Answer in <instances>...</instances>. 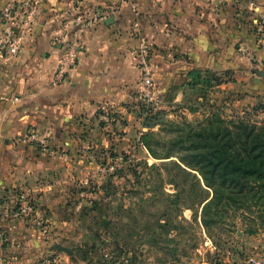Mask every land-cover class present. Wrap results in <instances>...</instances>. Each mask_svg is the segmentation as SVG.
Instances as JSON below:
<instances>
[{"label":"rangeland","instance_id":"1","mask_svg":"<svg viewBox=\"0 0 264 264\" xmlns=\"http://www.w3.org/2000/svg\"><path fill=\"white\" fill-rule=\"evenodd\" d=\"M236 5L245 23L264 15V0ZM254 69L178 70L166 82L152 69V98L137 77L120 106L105 101L109 111L77 118L60 142L28 128L14 137L21 157L0 147V264H264L260 179L202 209L212 191L176 157L191 161L182 148L207 122H264Z\"/></svg>","mask_w":264,"mask_h":264},{"label":"crops","instance_id":"2","mask_svg":"<svg viewBox=\"0 0 264 264\" xmlns=\"http://www.w3.org/2000/svg\"><path fill=\"white\" fill-rule=\"evenodd\" d=\"M8 3L12 9L3 16ZM115 5L111 0L82 5L79 0H0V42L19 41L10 58L0 48V147L21 157L23 144L14 137L28 128L58 131L49 142H60L63 130L78 128L77 118L92 115L99 103L120 106L137 88L132 50L140 42L151 50L158 82L171 81L178 70L226 68L234 76L243 66L244 72H264V33L256 41L249 29L258 17L249 12L245 23L236 0H124L115 16L91 19L101 6ZM73 8L90 18L87 27L70 22ZM62 30L77 34L83 54L65 78L56 80L65 47L58 38ZM259 80L262 84L264 75Z\"/></svg>","mask_w":264,"mask_h":264},{"label":"trees","instance_id":"3","mask_svg":"<svg viewBox=\"0 0 264 264\" xmlns=\"http://www.w3.org/2000/svg\"><path fill=\"white\" fill-rule=\"evenodd\" d=\"M188 74L199 77L196 70ZM221 122L225 123L222 127L207 122L208 126L200 128L199 134L188 135L192 144L182 149L191 152V161L174 155V150L164 157L176 156L200 174L204 186L212 191L210 198L201 201L202 209L214 203L220 192H226L227 197L235 192H250L252 177L260 179L258 186L264 187V122L258 125L243 118Z\"/></svg>","mask_w":264,"mask_h":264},{"label":"built area","instance_id":"4","mask_svg":"<svg viewBox=\"0 0 264 264\" xmlns=\"http://www.w3.org/2000/svg\"><path fill=\"white\" fill-rule=\"evenodd\" d=\"M82 1L84 0H79L81 5ZM111 1H115L116 5L109 7L101 6L100 9H97V11L94 13V17L91 19L103 21L108 16H115L118 13L117 5L119 4V2L124 0ZM11 9V3L5 5L2 10L3 16H8ZM71 11L72 17L70 18V22H72L74 26H79V28L88 26L90 18L84 16V14H82L75 8H73V10ZM250 27L252 29L254 37L257 38L264 31V15L258 17L257 19L253 18ZM73 33L71 35L68 34V31L66 30L59 31L58 38L60 40V43H62L65 47L55 71L56 80H62L63 78H65L67 73L77 65L80 57L83 54L82 42L80 41V38L77 36V34ZM18 46L19 41L17 40V38H9L3 42H0V48L3 50L4 55L7 58H10L17 52ZM150 53V49L145 42H140L132 50V65L138 70V79L142 87L143 95L147 98H152L154 95V83L152 77V67L150 63ZM108 107L109 106L107 103L102 102L97 105L96 109L104 113L110 110V108ZM31 137H34V135H32Z\"/></svg>","mask_w":264,"mask_h":264},{"label":"water","instance_id":"5","mask_svg":"<svg viewBox=\"0 0 264 264\" xmlns=\"http://www.w3.org/2000/svg\"><path fill=\"white\" fill-rule=\"evenodd\" d=\"M111 19H112V18H111ZM253 72H254L255 74H257V75H264V72H263V71H259V70H257V69H254ZM54 247H55L56 249H58V250H63V251H65V252H67V253H71V250H70L69 248H67V247H65V246H62V245H60V244H55Z\"/></svg>","mask_w":264,"mask_h":264}]
</instances>
